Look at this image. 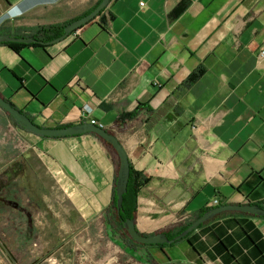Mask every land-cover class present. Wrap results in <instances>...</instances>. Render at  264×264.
<instances>
[{
    "label": "crops",
    "instance_id": "1",
    "mask_svg": "<svg viewBox=\"0 0 264 264\" xmlns=\"http://www.w3.org/2000/svg\"><path fill=\"white\" fill-rule=\"evenodd\" d=\"M98 1L23 0L0 33L66 23ZM13 2L0 0V13ZM262 49L264 0H110L57 42L18 49L0 42V95L45 127L79 123L82 107H91L130 166L148 177L137 192L136 228L167 231L214 197L264 203ZM23 160L49 174L85 223L111 209L118 159L97 135L40 136L0 107V164ZM189 239L195 248L182 239L158 252L169 264H264L262 216L222 212ZM139 251L142 258L143 250L131 254Z\"/></svg>",
    "mask_w": 264,
    "mask_h": 264
},
{
    "label": "rangeland",
    "instance_id": "2",
    "mask_svg": "<svg viewBox=\"0 0 264 264\" xmlns=\"http://www.w3.org/2000/svg\"><path fill=\"white\" fill-rule=\"evenodd\" d=\"M24 160L0 164V264H169L158 252L166 246L137 247L142 258L125 251L106 224L112 207L85 223L49 174Z\"/></svg>",
    "mask_w": 264,
    "mask_h": 264
},
{
    "label": "water",
    "instance_id": "3",
    "mask_svg": "<svg viewBox=\"0 0 264 264\" xmlns=\"http://www.w3.org/2000/svg\"><path fill=\"white\" fill-rule=\"evenodd\" d=\"M110 0H100L96 6L85 15L74 19L67 23L63 28V33L49 41H39L32 36H17L16 34L0 33V42H23L32 43L40 42L42 44H51L57 42L82 25L93 20L104 9ZM0 107L5 110L8 115L24 130L46 137H64L70 135H79L84 133H93L108 143L118 158V168L114 185V193L116 196V211L119 212L122 205L123 194L127 190L129 178L130 163L126 150L118 140V138L106 128L89 122H79L58 127H45L37 125L24 112L14 107L9 101L0 95ZM226 211H240L256 216H264V207L257 203H225L210 208L206 212L195 218L180 233L169 238L165 231H157L154 233H142L138 231L133 217H125L121 219V224L127 235L140 244H171L184 238L189 232L197 229L201 224L211 220L216 215Z\"/></svg>",
    "mask_w": 264,
    "mask_h": 264
},
{
    "label": "trees",
    "instance_id": "4",
    "mask_svg": "<svg viewBox=\"0 0 264 264\" xmlns=\"http://www.w3.org/2000/svg\"><path fill=\"white\" fill-rule=\"evenodd\" d=\"M96 4H95V6H96ZM185 6H186V3L185 2H183V1L180 2L174 8L173 13L174 14H178L179 12H181L184 9ZM91 10H89L88 12H90ZM100 13L98 15H100ZM69 22L62 23V24L44 25V26H41V27L37 28L35 31L31 32L30 34H19L17 36H32V37H35L36 39H38L39 41H49V40H51L53 38H56V37L60 36L63 33L64 26L67 23H69ZM2 43H5V44L10 45L14 49H18L20 46H23V45H40V46L41 45H45V44H42L40 42H32V43L2 42ZM199 74L200 73L198 71L193 72L189 76L188 81H193L196 77H198ZM135 114H136V111H133V112H130V113H126L124 115H121L119 121L124 120V119H127V118H131ZM8 116L11 119V121L13 123H15V125H17L20 129L24 130L22 127H20L12 119V117L10 115H8ZM24 131H26V130H24ZM147 181H148V177L144 176L141 172L134 170L130 166L129 178H128V183H127V190L123 194V200H122V205L120 207V210H119V212L116 211V196H115V193L113 192L111 207L114 209V212H113L112 215L109 216L108 220H106V224L109 225V227H110L109 232H110L111 237L115 238L116 234H119V236H118V239H119L118 243L120 244V246L125 251H128L129 253L136 252L137 247H148V246L164 247V246L172 245L175 242H177V241H175L174 243H171V244H140V243H137L134 240H132L127 235V233L125 232V230H124V228H123V226L121 224V219L122 218H125V217H133L134 212L136 210V197H137V192H138L139 188L142 185H144ZM259 205L262 206V207H264V203H260ZM209 209L210 208H208V207H204V208L200 209L197 213H195L184 224H181V225H179V226H177V227H175V228H173L171 230H167V231H165V233L167 234V236L169 238L173 237L174 235L180 233L183 229H185L195 218H197L199 215H201L202 213L206 212ZM193 231L189 232L182 239H187L190 242V244L193 246V248H195V246L192 244V241L189 239V236L191 235V233ZM182 239H180V240H182Z\"/></svg>",
    "mask_w": 264,
    "mask_h": 264
},
{
    "label": "built area",
    "instance_id": "5",
    "mask_svg": "<svg viewBox=\"0 0 264 264\" xmlns=\"http://www.w3.org/2000/svg\"><path fill=\"white\" fill-rule=\"evenodd\" d=\"M143 4H144V2L141 1V2H140V5L142 6ZM258 56H259L260 58H264V49H262L261 51H259ZM90 114H91V107H89V106H87V105H85L84 107H82V109H81V115H80V121H81V122H89V123H92V124H95V125H100V124L97 123V121H96L95 119L91 118ZM100 126H101V125H100ZM16 139L19 140L18 137H16ZM19 144H20V143H18V145H19ZM21 146H22V148H25V144H24V143L21 144ZM219 204H220L219 199L216 198V197H214V198H212V199L206 204L205 207L212 208V207H215V206H217V205H219ZM188 219H189L188 216H182V217L179 218V221L182 222V223L184 224Z\"/></svg>",
    "mask_w": 264,
    "mask_h": 264
},
{
    "label": "clouds",
    "instance_id": "6",
    "mask_svg": "<svg viewBox=\"0 0 264 264\" xmlns=\"http://www.w3.org/2000/svg\"><path fill=\"white\" fill-rule=\"evenodd\" d=\"M22 3L23 0H14L10 8H8L3 13H0V24L15 21L20 15V11H21L20 5Z\"/></svg>",
    "mask_w": 264,
    "mask_h": 264
}]
</instances>
